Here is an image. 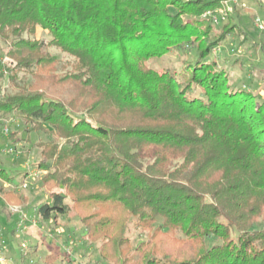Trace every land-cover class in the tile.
Wrapping results in <instances>:
<instances>
[{
    "label": "trees",
    "instance_id": "obj_1",
    "mask_svg": "<svg viewBox=\"0 0 264 264\" xmlns=\"http://www.w3.org/2000/svg\"><path fill=\"white\" fill-rule=\"evenodd\" d=\"M223 4L0 0L9 81L21 72L33 78L0 99V115L17 112L53 136L37 143L36 168L47 172L51 200L39 214H63L70 199L86 240L101 241L110 264H264V228H255L264 222V99L208 61L229 35L246 39L232 16L212 36L213 21L203 15ZM38 28L51 36L47 43ZM46 46L70 58L64 72ZM184 46L197 55L187 83L149 67ZM194 88L204 98L191 97ZM81 110L86 116H75ZM0 177L12 179L3 168ZM131 219L147 233L134 247ZM210 236L222 244L208 248Z\"/></svg>",
    "mask_w": 264,
    "mask_h": 264
},
{
    "label": "rangeland",
    "instance_id": "obj_2",
    "mask_svg": "<svg viewBox=\"0 0 264 264\" xmlns=\"http://www.w3.org/2000/svg\"><path fill=\"white\" fill-rule=\"evenodd\" d=\"M229 6L233 8L229 16L247 33L246 39L237 32L229 35L208 61L225 68L235 87L245 88L264 99V30L259 27V24L264 25V0H238ZM221 8L226 9V6L215 10ZM229 16L224 21L213 22L212 36L219 33ZM36 37L45 43L51 39L41 28L37 29ZM9 47V43L0 40V99L33 82L32 76L26 72H21L16 82L9 81L7 67L10 62L6 57ZM44 51L60 61L59 72H64L63 66L70 58L56 48L46 46ZM196 59V48L184 46L161 58H152L148 65L154 70L169 69L187 83L191 69L186 67ZM190 96L204 98L200 88H194ZM75 116L86 114L81 110ZM51 140L53 136L45 131L33 130V125L26 123L17 112L0 115V169H5L12 176L11 181L0 177V242L4 241L0 248V264H46L50 254L57 257L54 264H110L100 255L101 241L86 240L85 227L72 208L70 199L65 201L67 206L63 214L54 213L49 220L39 214L40 207L51 200L42 184L47 172L36 168V163L42 159L37 143ZM60 145L65 146V141L62 140ZM10 195L23 196L25 200L21 204L10 199ZM162 222L159 218L155 226L162 225ZM255 228L263 229L264 222L261 221ZM127 236L133 247L147 240V233L135 228L134 219L130 220ZM172 236L183 237L180 232ZM219 244H222L219 238H206L208 248Z\"/></svg>",
    "mask_w": 264,
    "mask_h": 264
},
{
    "label": "built area",
    "instance_id": "obj_3",
    "mask_svg": "<svg viewBox=\"0 0 264 264\" xmlns=\"http://www.w3.org/2000/svg\"><path fill=\"white\" fill-rule=\"evenodd\" d=\"M238 2V0H230V1H226L224 2L223 5L226 6V9H218V10H214V11H207L204 15L203 18H207L210 19L213 22H220V21H224L228 18V16L232 13L233 8L230 7L229 5H233L236 4ZM260 29L264 30V25L259 24ZM4 244V241L0 242V248L1 246ZM24 246V245H23Z\"/></svg>",
    "mask_w": 264,
    "mask_h": 264
},
{
    "label": "crops",
    "instance_id": "obj_4",
    "mask_svg": "<svg viewBox=\"0 0 264 264\" xmlns=\"http://www.w3.org/2000/svg\"><path fill=\"white\" fill-rule=\"evenodd\" d=\"M16 207H19V208H21V209H22V207H21V206H16Z\"/></svg>",
    "mask_w": 264,
    "mask_h": 264
}]
</instances>
